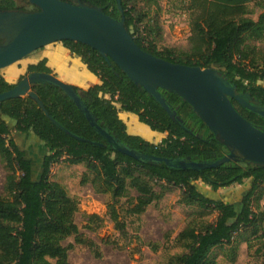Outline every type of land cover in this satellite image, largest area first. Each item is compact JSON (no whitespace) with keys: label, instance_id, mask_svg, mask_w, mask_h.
Here are the masks:
<instances>
[{"label":"trees","instance_id":"obj_1","mask_svg":"<svg viewBox=\"0 0 264 264\" xmlns=\"http://www.w3.org/2000/svg\"><path fill=\"white\" fill-rule=\"evenodd\" d=\"M26 1L21 6L18 0H0V11H39ZM82 1L103 8L116 20L122 17L115 0ZM121 1L126 27L144 51L174 64L218 70L238 95H247L264 108V51L253 45L264 41V12L254 20L250 11L251 4L263 7L264 0H190L189 9L198 13L193 26L198 43L190 52L159 51L150 39L161 33L153 19L142 29L148 13L139 10V3L152 5L157 0ZM62 44L100 81L88 90L73 86L95 125L63 90L49 83H37L33 91L51 118L30 97L0 104V159L7 172L6 195L0 196V264H70L69 252L77 246H85L96 258H102L99 246L81 233L76 223L78 200L64 186L51 181L53 166L64 158L74 165H86L88 173L82 183H90L96 193L110 198L108 215L125 239L129 237L128 219L144 215L166 196L170 187L183 189L182 201L187 206H197V218L176 240L186 252L171 257L168 264H217L214 252L224 246L230 247L229 257L234 261L241 243L251 248L255 239L264 254V212L259 205L264 167L231 161L214 169L183 170L166 163L136 160L118 151L114 142L142 157L173 162L191 159L215 163L229 154L192 106L177 94L160 90L176 112L174 119L112 60L107 61L98 51L79 42ZM32 74L57 76L46 58L30 65L19 81ZM14 87L0 74V94ZM232 103L243 118L264 132V118L236 99ZM121 112L136 115L140 123L167 137L153 144L130 134L120 118ZM16 134L33 135L42 143L45 154L38 174V166L17 143ZM247 180H252V187L243 197L241 209L208 197L197 186L201 183L218 192L233 185L242 186ZM133 190L138 194L136 198L131 197ZM214 211L218 212L215 222L200 218ZM86 219L85 228L93 232L104 225V219L97 215ZM71 238L74 242L65 246ZM137 240L141 242L139 237Z\"/></svg>","mask_w":264,"mask_h":264},{"label":"water","instance_id":"obj_2","mask_svg":"<svg viewBox=\"0 0 264 264\" xmlns=\"http://www.w3.org/2000/svg\"><path fill=\"white\" fill-rule=\"evenodd\" d=\"M27 1L39 11H0V71L28 59L49 45L65 41L82 43L98 51L107 61L112 60L132 82L155 98L174 119L176 112L171 110L160 90L180 96L228 148L229 154L215 163L193 162L191 159L173 162L164 158L142 157L114 142L118 151L136 160L166 163L170 167L183 170L214 169L231 161H243L264 167V132L237 112L232 99L238 100L262 118L264 108L253 102L243 103L236 88L218 70L174 64L144 51L126 27L121 0H115L122 16L120 20L107 15L103 8L86 4L82 0H76L74 4L64 0ZM37 83H49L59 87L82 109L92 125H95L73 86L54 75L26 76L12 90L0 94V104L30 97L51 118L33 91V86ZM103 133L109 141H113L108 134Z\"/></svg>","mask_w":264,"mask_h":264},{"label":"rangeland","instance_id":"obj_3","mask_svg":"<svg viewBox=\"0 0 264 264\" xmlns=\"http://www.w3.org/2000/svg\"><path fill=\"white\" fill-rule=\"evenodd\" d=\"M25 1L18 0V3L24 6ZM189 2L190 0H157V3L152 5L139 3V10L148 13L142 29L150 19H153L161 28L159 36L155 39L150 37L159 51L173 49L177 52H190L198 43L193 32L198 13L189 9ZM262 4L264 7V1ZM263 7L259 6V3L250 5L254 20H257L260 14L264 12ZM253 45L264 51V41L254 42ZM51 46L49 45V47ZM47 47L25 59L26 61L17 64H26L36 59L45 52ZM7 70L0 71V74H5ZM127 116L124 121L127 126L129 121H139L134 114L130 113ZM138 124L147 129L146 136H144L145 134L132 135L140 136L153 144H159L167 137V134L154 132L140 121ZM24 139L19 143L28 152V157L35 161V167L38 166L36 174H38L42 157L45 154L43 145L33 135L25 136ZM87 173L85 164L74 165L67 158H64L63 161L53 166L50 175L51 181L64 186L69 195L78 200L79 213L76 216V223L81 233L99 246L102 255V258L98 259L89 248L77 246L69 252L70 264H168L171 257L186 252L176 240L182 231L195 222L197 206H187L183 203V189L170 187L166 196L160 202L149 207L144 215L128 219L129 237L125 239L115 229L114 223L108 215L107 206L110 198L96 193L90 183H82L83 177ZM6 175L7 172L0 159V196L3 197L6 195L4 191ZM197 186L208 197L232 203L237 209H241L242 199L250 191L252 180H247L242 186L233 185L229 188H222L218 192H214L201 183H197ZM261 191L259 196L262 194L263 198L259 201V205L260 210L264 212V188ZM137 196V192L133 190L131 197L136 198ZM127 207L128 205L125 206L124 211ZM254 209L257 208L254 207ZM92 215L104 219L103 227L97 232L85 228L86 216ZM217 217L218 212L214 211L209 216L204 215L200 218L205 222L213 223ZM138 237L141 242L137 240ZM73 242L74 239L71 238L64 245L68 246ZM155 246L158 251L152 250ZM230 252L229 246L216 249L214 256L217 264H261L264 262L261 244L257 239L252 241L251 248H248L247 244L241 243L236 250L234 261L229 257Z\"/></svg>","mask_w":264,"mask_h":264},{"label":"crops","instance_id":"obj_4","mask_svg":"<svg viewBox=\"0 0 264 264\" xmlns=\"http://www.w3.org/2000/svg\"><path fill=\"white\" fill-rule=\"evenodd\" d=\"M45 58L48 60V66L57 74V77L72 86L88 90L90 87L100 83L99 79L88 71L81 59L73 56L62 43L52 44L51 47L48 46L42 55L26 64L19 63L7 68L8 70L3 76L10 84H17L20 78L27 74V69L30 65L37 64ZM53 58H57L54 65H52ZM128 114L130 113L121 112L120 118L125 121ZM24 138L25 136L21 134L15 135L19 145L21 140H25Z\"/></svg>","mask_w":264,"mask_h":264},{"label":"bare ground","instance_id":"obj_5","mask_svg":"<svg viewBox=\"0 0 264 264\" xmlns=\"http://www.w3.org/2000/svg\"><path fill=\"white\" fill-rule=\"evenodd\" d=\"M57 59V58H56ZM56 59H52V65H54V62L56 61ZM139 122V121H138ZM138 122H133V121H129L128 122V128H129V133L130 134H145L144 136H146V133L148 132L147 129L143 128L142 126H140L138 124ZM154 141V140H153ZM34 148V147H33Z\"/></svg>","mask_w":264,"mask_h":264},{"label":"flooded vegetation","instance_id":"obj_6","mask_svg":"<svg viewBox=\"0 0 264 264\" xmlns=\"http://www.w3.org/2000/svg\"><path fill=\"white\" fill-rule=\"evenodd\" d=\"M65 1H66V2H71L70 0H65ZM239 97H240V100H241L243 103L249 104L250 102H252L251 99L249 98V96H247V95L242 94V95H239ZM253 103H254V102H253Z\"/></svg>","mask_w":264,"mask_h":264}]
</instances>
